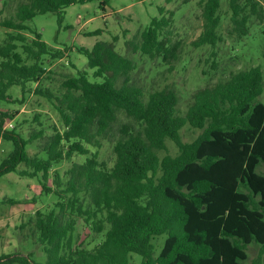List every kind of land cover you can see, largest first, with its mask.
Masks as SVG:
<instances>
[{
  "label": "trees",
  "instance_id": "1",
  "mask_svg": "<svg viewBox=\"0 0 264 264\" xmlns=\"http://www.w3.org/2000/svg\"><path fill=\"white\" fill-rule=\"evenodd\" d=\"M89 1L18 0L12 15L0 19L7 29L0 42V138L13 144L0 161V176L13 171L40 177L43 191L57 196L53 207L37 209L29 219L45 259L4 254L0 264H130L131 253L141 256L140 264H247L251 246L258 250L251 264H262L260 66L232 71L223 80L196 88L180 113L174 89L146 87L135 74L134 59L119 53L113 42L98 40L77 50L86 55L99 80L89 79L83 70L65 74L57 86L49 87L43 83L51 79L45 59L61 58L63 51L38 33L29 40L25 21L47 12L60 19L68 5ZM98 1L102 9L109 4ZM198 2L204 21L194 45L215 47L222 39L217 33L219 0ZM229 9L231 30L239 37L251 33L254 19L264 18V0H229ZM159 11L138 42L125 43L150 60L170 65L179 58L180 42L168 35L173 10L159 6ZM13 85L20 86L21 98L8 92ZM29 92L51 104L61 128L52 125L47 135L45 128L35 129L25 138L5 126L17 110L2 109L1 102L21 104ZM185 125L200 129L191 141L181 138ZM39 137L44 138L40 152L29 153L27 146ZM167 141L176 145L175 154L168 152ZM103 143L110 146L111 164L100 158ZM64 161H70L65 177L55 169ZM3 202L20 203L11 198ZM79 224L99 241L90 245L78 232ZM165 232L155 257L151 239Z\"/></svg>",
  "mask_w": 264,
  "mask_h": 264
},
{
  "label": "rangeland",
  "instance_id": "2",
  "mask_svg": "<svg viewBox=\"0 0 264 264\" xmlns=\"http://www.w3.org/2000/svg\"><path fill=\"white\" fill-rule=\"evenodd\" d=\"M109 4L102 9L98 0L85 3H72L62 11V17L53 12L36 14L25 21L27 29L24 33L28 39L34 38L36 33L53 49H61V58L45 59V67L49 70L51 79L43 80L49 87L59 84L65 74H76L87 71L91 80L94 68L87 66V57L78 51V47L90 48L98 41H110L115 49L134 59L137 65L136 76L145 83L146 87H169L178 94V111L183 113L190 103L192 92L199 87L223 80L232 71L259 65L264 81V18L254 19L251 33L239 37L231 30L229 0H219L217 13L220 24L217 33L221 40L215 47L208 44L194 45L200 30L203 27L202 7L199 0H108ZM18 0H0V19L12 15ZM159 6L173 10L174 23L168 29L172 40L180 42L179 58L170 65H163L159 60H150L138 51H133L132 45L126 47L127 40L138 42L140 32L148 26L153 17L160 15ZM7 29L0 26V42L4 40ZM98 31L97 34L89 32ZM19 50V48H18ZM215 52V56L211 52ZM34 86V85H33ZM14 97L21 98V89L18 85L10 87ZM25 100L20 103L1 102V108L15 112L13 119L6 120L5 126L14 128L27 138L33 130L45 128V135L51 132V126L61 128V121L56 110L43 97L32 92L26 93ZM264 103L263 92L258 97ZM38 118L35 120V115ZM11 123L9 125L8 123ZM200 133V129L185 125L181 130L183 141H191ZM44 138L39 137L27 146L29 153L40 152ZM168 152L175 154L176 145L167 141ZM13 149L11 141L0 138V161ZM165 152H161V156ZM100 158L112 163L111 149L108 143H103L99 150ZM44 156V155H43ZM77 157L75 160H81ZM70 166V161H64L55 166L63 177L64 171ZM18 168H22L19 165ZM50 186H52L50 184ZM53 187V186H52ZM54 188V187H53ZM11 198L20 203L11 204L3 200ZM57 200L55 193L42 189L40 177L20 176L17 172H7L0 176V255L27 254L37 261L45 259V254L36 242L37 234L29 219L34 211L46 210L53 207ZM21 224L24 225L21 226ZM78 232L91 240L90 245L99 241V236L92 238V232L87 226L78 225ZM167 233L154 235L151 239L156 257L164 243ZM247 264L257 259L256 246L248 249ZM141 256L131 253L130 264H140ZM18 264V263H11ZM264 264V256L262 259Z\"/></svg>",
  "mask_w": 264,
  "mask_h": 264
},
{
  "label": "built area",
  "instance_id": "3",
  "mask_svg": "<svg viewBox=\"0 0 264 264\" xmlns=\"http://www.w3.org/2000/svg\"><path fill=\"white\" fill-rule=\"evenodd\" d=\"M8 124H9V125H11V123H10V122H9Z\"/></svg>",
  "mask_w": 264,
  "mask_h": 264
}]
</instances>
